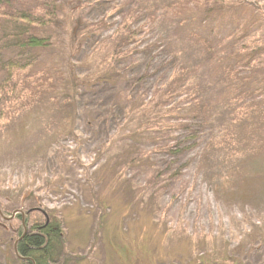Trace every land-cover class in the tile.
<instances>
[{
  "label": "rangeland",
  "instance_id": "obj_1",
  "mask_svg": "<svg viewBox=\"0 0 264 264\" xmlns=\"http://www.w3.org/2000/svg\"><path fill=\"white\" fill-rule=\"evenodd\" d=\"M6 1L9 6L3 9L11 12L26 7L40 11L43 0ZM62 1L61 16L68 17L70 27L79 18L86 23L100 18L115 3ZM162 1L152 0L157 7ZM246 1L260 3L264 10V0ZM230 2L219 26L210 24L205 31L214 45L220 43V57L228 50L226 38L256 15L252 5L240 8L237 0ZM3 23L0 19V45ZM158 28L178 52L192 54L200 46L194 22H167ZM96 42L89 40L76 55L84 76L94 69L88 61ZM207 59L202 56L199 62ZM42 60L60 63L62 56L43 52ZM215 70L214 65L204 72L213 82L212 94L223 98L234 83L222 82ZM125 79L83 88L78 116L74 105L58 108L45 95L1 126L0 264L20 263L14 249L20 220L13 216L18 212H28L32 223L54 216L62 221L67 264H264V107L233 127L225 119L229 113H223L228 107L220 109L222 114L207 124L209 137L223 141L230 127L232 146L211 149L197 171L192 153L187 154L180 181L164 191L158 183L150 184L140 193L150 166L158 168L164 157L150 154L147 161H136L128 180L115 179L128 165L129 150L138 158L153 150L146 136L131 140L121 134L128 127H120L126 116ZM78 141L82 155L74 153Z\"/></svg>",
  "mask_w": 264,
  "mask_h": 264
},
{
  "label": "trees",
  "instance_id": "obj_2",
  "mask_svg": "<svg viewBox=\"0 0 264 264\" xmlns=\"http://www.w3.org/2000/svg\"><path fill=\"white\" fill-rule=\"evenodd\" d=\"M96 2L103 1L90 4ZM162 2L163 6L157 7L152 0H115L100 18L89 23L79 18L70 27L68 17L61 16L65 5L62 0H43L40 11L26 7L11 12L3 9L4 5L9 6L8 1L0 0V19L4 22L0 45V128L45 95L53 97L58 108L74 105L78 116L83 88L116 84L126 78V116L120 127H128L121 134L131 140L146 136L153 150L140 158L132 157L134 153L129 150L128 165L114 176L118 183L135 173L136 161H147L150 154H156L164 157L161 165L150 166L149 178L138 189L146 192L148 185L158 183L164 191L171 182L182 179L188 167L183 160L187 154L192 153L197 171L211 149L231 147L235 141L230 127L264 107V10L260 3L237 0V7L249 8L248 3L256 15L226 38L223 43L228 50L220 57V43L214 45L212 34L206 35L205 31L210 24L219 26L217 22L225 18L223 14L232 6L230 0ZM190 21L197 24L194 36L200 46L192 54L178 52L158 26L167 22L182 26ZM93 38L97 42L88 63H93L94 69L84 76L80 70L83 63L78 62L76 55ZM43 52L61 53L62 61L44 62ZM202 56L208 59L200 63ZM214 65L222 82L228 79L234 83L223 98L212 94L213 82L204 72ZM226 107L228 110L223 113H229L225 119L230 127L224 130L226 138L217 141L209 137V121ZM121 131L122 128L116 129L113 136ZM75 145L74 153L82 155L80 142ZM193 180L195 184L197 177ZM17 218L20 222L15 225L18 240L14 248L17 255L27 258L21 264H67L69 254L59 218L32 223L28 212L24 221L20 213Z\"/></svg>",
  "mask_w": 264,
  "mask_h": 264
},
{
  "label": "flooded vegetation",
  "instance_id": "obj_3",
  "mask_svg": "<svg viewBox=\"0 0 264 264\" xmlns=\"http://www.w3.org/2000/svg\"><path fill=\"white\" fill-rule=\"evenodd\" d=\"M18 213H20V214L22 215V219H23V221H24V218H25V216H26V213H25V212H18ZM18 213H16V214L13 216L14 219H18V218H17V214H18ZM18 220H19V219H18ZM17 240H18V239H17ZM17 240H16L15 244L17 243ZM14 249H15V252H16V255H17L16 247H15ZM17 257H18V260L20 261L19 264H21L22 261L26 262V259H27V258H23V257H21V256H19V255H17ZM19 257H20V258H19Z\"/></svg>",
  "mask_w": 264,
  "mask_h": 264
}]
</instances>
